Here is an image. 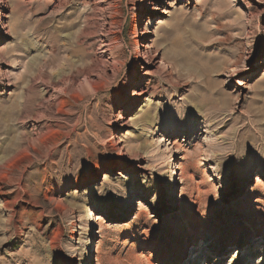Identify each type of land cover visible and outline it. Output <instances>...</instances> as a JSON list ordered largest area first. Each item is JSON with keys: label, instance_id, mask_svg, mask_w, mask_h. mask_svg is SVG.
Instances as JSON below:
<instances>
[{"label": "rangeland", "instance_id": "obj_1", "mask_svg": "<svg viewBox=\"0 0 264 264\" xmlns=\"http://www.w3.org/2000/svg\"><path fill=\"white\" fill-rule=\"evenodd\" d=\"M154 3L0 0V264H182L199 239L195 264L264 255V0ZM97 159L158 176L133 214L159 218L148 240L111 193L83 194Z\"/></svg>", "mask_w": 264, "mask_h": 264}, {"label": "clouds", "instance_id": "obj_2", "mask_svg": "<svg viewBox=\"0 0 264 264\" xmlns=\"http://www.w3.org/2000/svg\"><path fill=\"white\" fill-rule=\"evenodd\" d=\"M143 3V0H142ZM147 3L149 5L153 4V0H147ZM250 54V53H249ZM247 58V57H245ZM264 63V61H262ZM260 72H264V69L260 70ZM135 75V73H133ZM130 77L126 78L124 80V85H128ZM131 96L135 95L134 88L130 89ZM163 107V106H161ZM170 116H174L175 120L178 122L183 123L187 116L180 112L179 110L172 111L169 113ZM162 115L157 117V120H162ZM243 160V156H238L236 158V161L239 162ZM93 163L95 164V167L98 171H100L102 174H104V181L101 183L99 180H97L92 186L91 189L89 187H85L83 190V194L85 196H91V192H94L96 197L99 198H105L109 196V193L112 194V197H114L117 201L121 202L122 207L124 209L125 216H128L130 218L126 219L128 221L134 222V225L140 226L139 227V235L144 239L148 240L151 237L153 226L157 225L159 223V218L156 216V214L152 211L154 215V219L151 217L150 222L148 220H139L134 221L133 214L137 210V206H147L150 209H153L157 206L158 201L161 196V192L159 187L157 186V177L158 176H152L151 174H146L139 170V167L137 165H133L132 168H135V171L130 170L129 167H120L115 169L114 171H110L107 173H104V169L102 167L100 159L94 160ZM215 168L217 169L215 175L217 177V185L218 188L216 189V196L213 201H219L220 200V190L224 187L223 184V176H224V168H225V162L223 161H217L215 164ZM261 170H264V158L259 160L257 162V171L260 172ZM115 176V182L113 183L109 178ZM161 178H164L166 176H159ZM167 181L171 184H173L171 177L167 176ZM74 180H79L80 177L78 175H74ZM248 192H255L251 188V184L247 186ZM176 199H181L182 196L179 194V191H176L175 193ZM260 196H256L252 199V203L255 205V210L259 213H264V202L258 203L257 200ZM235 204L236 201H233ZM209 207V203H208ZM208 207L206 210L197 211L195 209V212L199 214L201 218H206L208 214ZM143 225H147V227H143ZM83 247V245H82ZM254 247L259 251L264 253V236H258L254 240ZM206 248V242L203 239H199L194 243H191L186 250V254L183 257L182 264H195V262L198 260V258L201 255V251ZM150 253H156L152 250H149ZM247 252V249L244 250ZM241 249L235 248L231 251V254H233V259H235V255H240ZM220 257L213 256L212 257V264H217V262L220 260ZM80 261L82 264H85L86 257L83 255H80ZM261 261H264V255L256 256L254 259L249 257L248 264H260ZM77 264V262H76ZM156 264H159L158 261H156ZM199 264H208L207 260L201 259Z\"/></svg>", "mask_w": 264, "mask_h": 264}, {"label": "bare ground", "instance_id": "obj_3", "mask_svg": "<svg viewBox=\"0 0 264 264\" xmlns=\"http://www.w3.org/2000/svg\"><path fill=\"white\" fill-rule=\"evenodd\" d=\"M154 1L155 0H153L152 6H154V4H155ZM151 10L153 11V9H151ZM144 48H145V50H148L149 49L147 45H145ZM110 148L115 152V157L114 158H117L118 159L119 156H120V154H119V150L120 149L118 148V146L116 144H111ZM173 180H174V178L172 179V182H173ZM89 219H90V222H92V214L91 213H89ZM196 221L198 222L199 220H196ZM180 240H182V239H180Z\"/></svg>", "mask_w": 264, "mask_h": 264}]
</instances>
